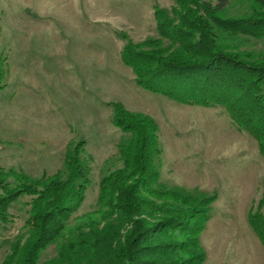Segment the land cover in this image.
I'll return each mask as SVG.
<instances>
[{"label": "rangeland", "instance_id": "obj_1", "mask_svg": "<svg viewBox=\"0 0 264 264\" xmlns=\"http://www.w3.org/2000/svg\"><path fill=\"white\" fill-rule=\"evenodd\" d=\"M172 3L0 0V169L53 174L64 168L68 143L84 140L90 183L68 224L74 233L106 209L97 204L99 181L120 165L123 133L112 123L111 103H122L157 122L162 183L216 193L200 235L205 264H264V248L247 221L263 190L257 141L238 131L222 107L182 104L140 87L121 59V34L134 41L155 36L153 6ZM229 7L237 15L247 5L231 0ZM30 199L24 194L10 203L0 223V264L29 236ZM58 256L51 244L39 263L60 264Z\"/></svg>", "mask_w": 264, "mask_h": 264}, {"label": "trees", "instance_id": "obj_2", "mask_svg": "<svg viewBox=\"0 0 264 264\" xmlns=\"http://www.w3.org/2000/svg\"><path fill=\"white\" fill-rule=\"evenodd\" d=\"M172 1L170 8L153 6L155 36L134 41L121 34L123 63L150 92L182 104L222 107L264 157V0H244L247 8L237 15L229 14L231 0ZM111 107L112 123L123 133L120 165L100 178L97 204L106 208L100 218L89 215L74 233L68 224L90 183L84 140L68 143L64 168L53 174L33 178L0 169V223L9 218L10 203L31 196L29 236L14 243L3 264H40L51 244L59 249L60 264H205L200 235L216 193L162 183L157 122L119 102ZM263 207L264 180L257 206L247 214L264 248Z\"/></svg>", "mask_w": 264, "mask_h": 264}]
</instances>
